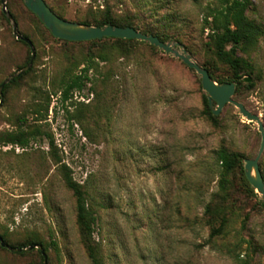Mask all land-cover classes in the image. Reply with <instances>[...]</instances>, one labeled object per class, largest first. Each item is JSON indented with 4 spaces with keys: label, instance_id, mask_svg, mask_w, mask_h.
Here are the masks:
<instances>
[{
    "label": "rangeland",
    "instance_id": "obj_1",
    "mask_svg": "<svg viewBox=\"0 0 264 264\" xmlns=\"http://www.w3.org/2000/svg\"><path fill=\"white\" fill-rule=\"evenodd\" d=\"M46 1L64 18L91 24L109 4L115 16L133 15L139 30L183 43L222 82L232 78L212 48L206 19L231 0ZM6 3L36 55L1 96L0 234L12 244L42 241L48 264H94L64 180L66 165L86 190L102 264H264V200L244 177L245 159L260 150L258 123L231 103L217 121L210 119L201 75L147 41L66 42L24 0ZM247 14L263 32L247 57L253 70L243 72L234 98L264 122V0H252ZM30 56L0 0V84ZM76 75L84 76L85 86L63 97L60 89ZM48 94L49 111L32 113ZM21 117L22 128L38 127L40 134L24 147L4 143L5 133L21 128ZM222 146L244 156L242 166L226 175L224 189L216 154ZM259 163L264 173V151ZM208 205L219 206L225 217L214 237ZM25 252L0 245V264L40 263L36 249Z\"/></svg>",
    "mask_w": 264,
    "mask_h": 264
},
{
    "label": "trees",
    "instance_id": "obj_2",
    "mask_svg": "<svg viewBox=\"0 0 264 264\" xmlns=\"http://www.w3.org/2000/svg\"><path fill=\"white\" fill-rule=\"evenodd\" d=\"M251 4H252V0H231L219 8H214L211 11V13L206 17L208 25L211 29L209 39H210L212 48L215 54L217 55L218 59L222 61L223 63L228 64L231 67L233 71L232 78L230 79V81H226V82H235L236 91L239 90L240 84L242 83L241 79L243 77V72L244 71L252 72L253 70L252 64L250 63L247 57L249 56L250 52L256 47L262 35V32H263L261 26L258 23H256L253 19H251L247 14V10ZM48 5L50 6L49 3ZM111 9L112 8L110 7V5L107 4L105 13L101 17V19L95 20L93 24H91L89 21H81L80 23L97 25V26H106L110 24L120 25V26H133L136 29H138V27L135 24L133 15H131L130 13H126L124 15L115 16L113 15ZM57 14L63 17L61 14L59 13ZM140 31H143L144 33H148V34L157 35L162 41L166 42V39L164 38V36H162L158 32L151 31V29H144ZM27 37L30 38L29 36ZM58 39H61V38H58ZM105 39H111L120 44H124L126 42H130L134 40V39H128V38L112 37V36L103 37L101 39H90V40H83V41H70V40H65V39H61V40H64L66 42H81L82 43L85 41H101ZM21 41L26 43L23 40ZM25 65H27V63ZM24 66H22L21 68H23ZM206 69L209 71L213 79H215L218 82H222V80H219L216 76H214V73L210 70V68L207 67ZM24 74L19 75L18 77L10 81V83H13L17 81L18 79L22 78ZM83 79H84V76L76 75L75 77H72L68 81H66L65 85L60 89L63 97L69 98L70 94L73 91L82 90L83 87L85 86ZM10 83L5 85L3 92L6 90V88L9 86ZM253 85H254V81H251L250 83H248V86H253ZM203 100H204V113L213 121H217L219 118V115H215L213 113L211 105L207 98V95L203 96ZM49 105H50V95L48 94L45 99V105L41 103L34 104V109L32 113L34 114L41 113L43 109L46 112H48ZM22 118L24 117H21V119H19L21 123L19 125L20 127L22 126V123L24 122ZM36 134H40V130L38 127H35L31 131L21 127L15 131H9L5 133L4 137H2V140L4 143L17 144V145H21L22 147H24L28 144L29 138ZM216 154H217V159L222 167V177L220 179V184H221V188L224 189L226 182H228L226 175H228L231 171H233L237 166L238 167L242 166L244 156L242 155V153L230 150L226 146L220 147L216 151ZM60 161L61 159H58V162ZM62 171H63L64 180L66 182V185L68 186V188L72 190L76 198V212H77L76 221H77V224L80 230L82 242L84 243L85 248L89 256L91 257V259L93 260L94 264H102L101 259L98 255L99 250L97 247V243L93 239V232H94L93 225L95 223V216H94L93 211L88 207L86 190L83 188V186L80 183H78L76 180L73 179L66 165L62 166ZM242 174H244L243 170H242ZM262 174H263V179H264L263 171H262ZM245 175H244L245 185L247 187H250L253 192L254 188L251 186V183L249 182L247 176ZM206 212L209 215L208 217L209 224L211 225L210 236L214 237L218 234H221L225 226V217L221 215L222 211L220 207L217 205L215 206L208 205L206 208ZM218 219H220L219 225L216 226V221ZM0 235L3 237L6 243H8L9 245L13 247H18L21 249L20 251L16 252L18 254L30 253V252H25L26 250L24 249L35 243H39L43 245L44 247V244L40 240L38 241L35 239H28L19 244H12L8 242L4 234H0ZM35 249L37 250V253L39 254L40 259H41L39 264H43L44 256L42 252L38 248H35ZM35 249H32V250H35Z\"/></svg>",
    "mask_w": 264,
    "mask_h": 264
},
{
    "label": "water",
    "instance_id": "obj_3",
    "mask_svg": "<svg viewBox=\"0 0 264 264\" xmlns=\"http://www.w3.org/2000/svg\"><path fill=\"white\" fill-rule=\"evenodd\" d=\"M1 1L3 12L6 14L8 20L12 22L14 35L17 39L25 41L30 46L31 57L27 65L9 75L0 84V105L5 85L19 75L28 71L36 55L34 43L20 31L17 21L7 8L6 0ZM24 2L26 6L38 16L42 23L57 38L70 41H83L112 36L147 41L150 44L164 50L166 53L173 54L174 56L180 58L189 67L195 69L198 74L201 75L202 87L207 92V98L215 115L220 114L223 107L227 103H231L237 107L239 112L249 121H256L258 123V129L262 135L260 150L254 158L245 159L244 169L249 182L256 189V191L261 194L262 199L264 200V179L259 163L261 155L264 151V122L259 114L252 112L243 102L234 98V95L236 94L235 82H218L213 79L209 71L193 59L185 45L181 42H164L157 35L144 33L133 26H120L112 24L97 26L69 20L59 16L45 0H24ZM246 80L251 81V77H247ZM214 102H216L217 107L214 106ZM0 243L3 247L8 248L11 251L17 252L21 250L18 247H13L6 243L1 235ZM35 248H38L42 252L44 256L43 264H48L47 254L43 245L35 243L26 247L24 250L29 251Z\"/></svg>",
    "mask_w": 264,
    "mask_h": 264
}]
</instances>
